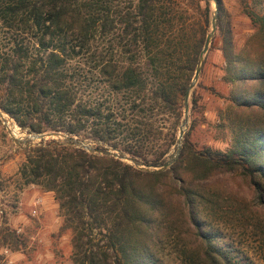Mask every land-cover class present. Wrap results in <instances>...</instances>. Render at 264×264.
I'll return each mask as SVG.
<instances>
[{
  "label": "trees",
  "instance_id": "16d2710c",
  "mask_svg": "<svg viewBox=\"0 0 264 264\" xmlns=\"http://www.w3.org/2000/svg\"><path fill=\"white\" fill-rule=\"evenodd\" d=\"M240 3L253 27L242 48L223 0H0V110L23 132L68 135L138 165L60 138L27 144L21 177L53 194L72 264H163L161 245L185 231L196 240L186 264H244L200 210L221 174L247 181L264 205V0ZM214 4L223 80L236 88L220 114L225 146L194 140L207 124L196 83L180 154L160 170L178 148Z\"/></svg>",
  "mask_w": 264,
  "mask_h": 264
},
{
  "label": "rangeland",
  "instance_id": "374dc122",
  "mask_svg": "<svg viewBox=\"0 0 264 264\" xmlns=\"http://www.w3.org/2000/svg\"><path fill=\"white\" fill-rule=\"evenodd\" d=\"M223 1L234 41L242 48L253 34L252 24L243 14L240 0ZM213 9L216 10L215 4ZM215 36L197 82L207 124L199 127L194 140L221 149L225 144L218 128L220 114L226 112L236 88L223 80L226 67L221 52L223 41L217 31ZM250 86L253 84L249 83L246 88ZM188 129L189 123L186 131ZM28 135L14 120L0 115V264H72L70 239L60 234L61 221L53 194H43L39 187L26 185L21 177L27 144L41 142ZM204 189L205 201L200 210L205 229L215 234L221 244L230 247L241 263L264 264V205L254 189L247 181L230 174L209 180ZM6 229L25 241L19 251L3 246L1 233ZM181 234L180 237L174 234L161 245L158 256L163 264L189 262L188 255L196 247V240L186 231Z\"/></svg>",
  "mask_w": 264,
  "mask_h": 264
},
{
  "label": "water",
  "instance_id": "95a60500",
  "mask_svg": "<svg viewBox=\"0 0 264 264\" xmlns=\"http://www.w3.org/2000/svg\"><path fill=\"white\" fill-rule=\"evenodd\" d=\"M215 2V4H217V0H213ZM217 6H216V14H215V17L213 19V22H212V31H211V34L207 37V40H206V43H205V47L200 55V59H199V65H198V68H197V71H196V74H195V77H194V80L192 82V84L190 85L188 91H187V94H186V98H185V119L181 125V128H180V133H179V143H178V148H177V151L175 153V157H174V160H169L166 164H164L162 166V168H160V170H166L167 168H169L173 162L178 158L179 154H180V151H181V146H182V139L184 137V134H185V131L187 129V125L189 123V100H190V95H191V92L193 90V88L195 87L196 83L198 82L199 80V77H200V74H201V71L203 69V66H204V63H205V56L206 54L208 53L209 51V48H210V45L215 37V34H216V31H217V20H218V16H217ZM0 115H4V113L0 110ZM28 138L30 139H38V140H43V139H46V138H53V139H62L64 140L66 143L72 145V146H75L77 148H84L86 149L87 151L89 152H99L103 155H110V156H116L117 158H121L122 160H125L135 166H138L137 163L129 158H126V157H120L119 155H117L116 153H113V152H110V151H98V150H95L93 148H91L86 142H83L82 140H79L77 138H73V137H70L68 135H64V134H60V133H49V134H42V135H38V134H29L28 135ZM17 142H23V140H16ZM144 169L146 170H150L148 168H145L143 167Z\"/></svg>",
  "mask_w": 264,
  "mask_h": 264
},
{
  "label": "built area",
  "instance_id": "2783aa9c",
  "mask_svg": "<svg viewBox=\"0 0 264 264\" xmlns=\"http://www.w3.org/2000/svg\"><path fill=\"white\" fill-rule=\"evenodd\" d=\"M41 204V201H39V205ZM35 213H37L36 211H35Z\"/></svg>",
  "mask_w": 264,
  "mask_h": 264
}]
</instances>
